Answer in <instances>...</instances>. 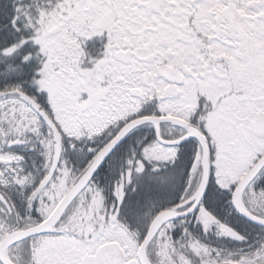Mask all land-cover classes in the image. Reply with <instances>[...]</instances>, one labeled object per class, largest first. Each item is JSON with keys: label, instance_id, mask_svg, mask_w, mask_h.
Here are the masks:
<instances>
[{"label": "snow or ice", "instance_id": "snow-or-ice-1", "mask_svg": "<svg viewBox=\"0 0 264 264\" xmlns=\"http://www.w3.org/2000/svg\"><path fill=\"white\" fill-rule=\"evenodd\" d=\"M0 264H264V0H0Z\"/></svg>", "mask_w": 264, "mask_h": 264}]
</instances>
